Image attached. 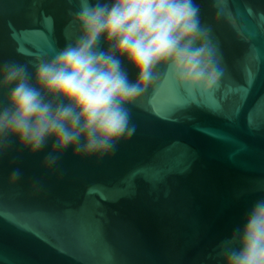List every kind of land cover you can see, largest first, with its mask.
<instances>
[{
    "label": "water",
    "instance_id": "95a60500",
    "mask_svg": "<svg viewBox=\"0 0 264 264\" xmlns=\"http://www.w3.org/2000/svg\"><path fill=\"white\" fill-rule=\"evenodd\" d=\"M195 2L219 88L192 98L162 76L131 107L134 134L100 162L69 150L46 170L47 148L0 157V264H214L264 196V0ZM78 6L0 0V62L64 47ZM13 168L23 175L11 185Z\"/></svg>",
    "mask_w": 264,
    "mask_h": 264
},
{
    "label": "clouds",
    "instance_id": "9594fccd",
    "mask_svg": "<svg viewBox=\"0 0 264 264\" xmlns=\"http://www.w3.org/2000/svg\"><path fill=\"white\" fill-rule=\"evenodd\" d=\"M69 16L64 47L28 63L0 62V157L47 148L46 170L69 150L74 158L100 162L134 134L131 107L162 76L192 98L220 86V58L195 0H79ZM22 175L13 168L9 184ZM209 259L264 264V196Z\"/></svg>",
    "mask_w": 264,
    "mask_h": 264
}]
</instances>
